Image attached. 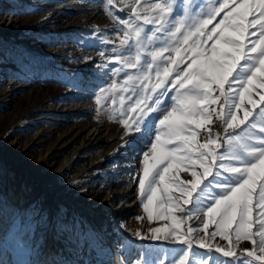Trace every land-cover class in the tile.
<instances>
[{
	"label": "rangeland",
	"instance_id": "1",
	"mask_svg": "<svg viewBox=\"0 0 264 264\" xmlns=\"http://www.w3.org/2000/svg\"><path fill=\"white\" fill-rule=\"evenodd\" d=\"M22 1L27 11L21 9L20 0H0V264H30L34 261L36 254L45 248L48 234L45 219L55 208L58 210L57 217L49 230L58 245L55 264H171L187 246L171 237L165 239L164 232L157 234L159 239L152 238V229L171 226L172 221L160 219L161 210L155 207L153 219L149 221L143 208L146 198L141 197L139 190L143 152L150 151L148 141L154 140V136L150 137L147 131L143 134L129 133L120 123L122 111L127 118V109L132 102L129 97L136 98L133 90L140 91L138 81L125 84L128 75L138 73L123 63L124 59H134L137 53L134 48L130 50L129 45L120 42L125 30L121 20L131 16L127 7L131 0H111V3L100 0L103 9L100 18L91 15L90 7L77 4L54 10L52 0ZM147 2L150 0H141V3ZM213 6H218V0H183V4L173 0L171 17H177L180 8L189 12L197 9L207 12ZM10 15L14 21L8 35L4 36L7 27L2 21ZM223 15L221 12L216 16L208 26L209 30ZM171 17L162 31H155L158 27L155 24L143 25L145 31L142 38L151 36L152 40H145L147 48L139 50L142 60L149 58L145 54L147 51L165 46L170 40L167 32L173 28ZM137 23L143 24L142 21ZM62 36L66 38L65 43L61 41ZM129 44H134V41L130 40ZM59 59H67L69 62L65 65L71 70L63 72L59 69L61 66H54V61ZM85 69H92L94 74L85 77ZM30 81L32 85L26 87L24 84ZM13 87L17 89L13 98H9L8 90ZM124 88L129 91H123ZM215 95H219L218 90ZM121 98L124 99L123 106ZM253 98L259 99L258 96ZM219 103H223V98ZM213 107L218 109L219 104ZM239 116L242 118L243 112ZM37 118L39 127L34 133L31 122ZM94 123L103 124L114 133L116 138L104 143L102 153L109 156L120 152V167L112 165L114 170H111L110 178L102 180V183L90 179L56 182L55 186L59 189L67 184L66 192L77 193V196L72 203H67L57 195L56 207H53V203L48 201L49 191L40 189L38 176L54 166L68 149L77 145L84 130ZM206 128L211 129L213 138H222L219 151L225 152L228 146L223 140L222 122L213 116L212 123ZM232 132L230 129L229 133ZM207 138V131L199 130L198 142L203 143ZM132 139L138 142L135 147L121 149V144ZM96 152L94 150L89 157L81 159L79 168H91ZM40 158L44 163L36 168ZM9 170L17 177L32 171L31 188L26 192L30 200L27 204L11 205L10 197L6 195ZM196 170L203 171L198 166ZM168 177L185 184L193 179L191 170L182 169L171 170ZM129 184L135 185V191L132 197H123L120 191ZM215 191L221 190L217 188ZM171 195L180 201V207L184 209L171 213L183 219L181 231L186 233L189 227L195 228L190 238L199 240L203 237L213 246L209 251L194 243L190 259L194 257L196 264H200L201 258L207 259L209 264H234L235 257H224L215 251L217 245L228 247V241L222 240L219 235L210 238L216 230L215 225H209L208 234L203 232L204 209H194L192 203L184 204L186 197L178 189H174ZM195 196L196 193L193 194ZM200 198L203 201L207 196L201 194ZM126 202L136 203L132 211H123ZM105 203L118 208V215L126 225L131 223L134 226L136 230L132 235L122 232L116 225L118 221L111 218L107 210L102 215H86L83 211L87 205L98 209ZM188 209H192L191 218H188ZM138 232L141 235H137ZM251 248L250 241H241L234 250L240 257L244 249Z\"/></svg>",
	"mask_w": 264,
	"mask_h": 264
},
{
	"label": "snow or ice",
	"instance_id": "2",
	"mask_svg": "<svg viewBox=\"0 0 264 264\" xmlns=\"http://www.w3.org/2000/svg\"><path fill=\"white\" fill-rule=\"evenodd\" d=\"M127 7L131 16L121 20L125 30L120 42L137 54L123 63L138 75H128L125 84L138 81L140 91L133 90L136 98L129 97L127 118L122 111L120 123L129 133L147 131L154 136L148 141L150 151L143 152L139 190L146 198L143 208L149 221L154 207L161 210L160 219L172 221L171 226L152 229V238L159 239L157 234L164 232L165 239L171 237L187 246L171 264H196L194 257L190 259L194 243L212 251V244L203 237L190 238L195 228L182 232L183 219L171 214L184 211L171 195L178 189L186 197L184 204L204 209L203 232L208 234L209 225H215L210 238L219 235L228 241L226 248L217 245L216 252L235 257L234 264H264V124L255 121L257 115L264 117V0H218V6L207 12L180 8L177 17H171L173 0H131ZM221 12L223 17L209 30ZM170 17V40L147 51L149 58L142 60L139 50L147 48L145 40H152L151 36L142 38L143 25L155 24V31H162ZM217 90L219 95H215ZM221 98L223 103H219ZM218 104V109L213 107ZM213 116L223 124L225 152L219 151L222 138H213L206 128ZM249 128L256 131L243 140L229 133ZM201 129L208 133L203 143L197 140ZM197 166L203 171L198 172ZM174 169L191 170L193 179L187 184L169 180L168 173ZM201 194L207 199L202 201ZM188 212L191 218L192 209ZM241 241H250L252 248L238 257L234 249ZM200 264L209 261L201 258Z\"/></svg>",
	"mask_w": 264,
	"mask_h": 264
},
{
	"label": "bare ground",
	"instance_id": "3",
	"mask_svg": "<svg viewBox=\"0 0 264 264\" xmlns=\"http://www.w3.org/2000/svg\"><path fill=\"white\" fill-rule=\"evenodd\" d=\"M20 6L23 11H27V6L25 2L20 0ZM50 2H53L54 10H58L59 8L65 7L69 4H77L80 7H90L91 9V15L93 17L97 16V18H100L103 15V9L100 4V0H52ZM60 10V9H59ZM96 18V17H95ZM14 18L13 16H8V18L3 20L2 22L7 27L6 31L3 33L4 36H7L9 33V28L12 27ZM15 39V38H10ZM61 41L65 43L66 38L61 37ZM69 61L67 59H59L54 61V66L60 67L63 72L65 70L70 71L71 67H66L65 63H68ZM69 65V64H68ZM72 65V63H71ZM74 66V65H72ZM92 69H85L83 70V75L85 77H91L93 75ZM26 87H30L32 85V82H27L24 84ZM16 87L9 88L8 90V96L9 98H13V95L16 91ZM38 119L34 120V122H31L32 129L34 130V133L38 131ZM114 133L111 132V130L103 124H97L94 123L90 127L86 128L84 130V133L81 136L80 142L68 149L66 154L57 162L54 166L49 167L46 171L40 174L38 176L40 178V189L49 191L48 193V201L53 203V207H56V196L59 195L62 197V200L67 203H72L74 198L77 196L76 194H72V192H66L68 188L67 184L66 186H61L60 189L55 186L56 182L64 181L65 179H68L69 182L76 180V179H85V180H92V181H99L102 183V180H106L110 178V175L112 174L111 170H114L115 168H119L118 166L121 163V156L120 152L111 154L109 156H106L102 153V148L105 146L106 141H111L115 139ZM131 141V142H130ZM126 141L123 144L120 145L121 149L124 147H135L138 142L135 140ZM96 150V155L93 157L94 159L92 167L89 168L88 166H84L83 168H79V161L81 159H86V157H89L92 154V151ZM11 161V160H10ZM44 163L43 158H40V161L35 166L36 168H40L41 165ZM13 165V164H12ZM114 165V166H112ZM111 171V172H110ZM26 172V171H25ZM114 173V172H113ZM116 173V172H115ZM37 176V175H35ZM32 171H27V174L24 176H14L12 172L9 170L7 172V179H8V185H7V194L10 198L11 205L14 206H21L23 204H27L30 202L27 191L31 188L30 183H32ZM36 177V178H38ZM116 183V181H115ZM87 188V187H85ZM135 191V185L131 186L125 185L124 189L120 191V193L123 195V197H132L133 192ZM94 194V192H92ZM91 194V195H92ZM111 197V196H110ZM59 198V197H58ZM113 198V196H112ZM136 206L135 202H132L131 204L126 202V208L123 209V211H132L133 208ZM122 207V206H120ZM108 211L111 213V218L115 219L117 222V227L126 234H133V232L136 230L134 226L129 223L126 225L124 219H122L118 215V208L111 207L110 204H102L98 207V209H93L90 206H86L83 211L86 215H102V212ZM57 208L51 213L50 217H46L45 219V231H47V239L45 243L44 250H40L38 254H36V257L33 262L30 264H55V256L57 255V248L58 245H56V242L54 241L53 236L50 234V226L54 223L56 220V212ZM123 213V212H122ZM127 217V216H126Z\"/></svg>",
	"mask_w": 264,
	"mask_h": 264
},
{
	"label": "crops",
	"instance_id": "4",
	"mask_svg": "<svg viewBox=\"0 0 264 264\" xmlns=\"http://www.w3.org/2000/svg\"><path fill=\"white\" fill-rule=\"evenodd\" d=\"M257 124H264V117H260L258 116V119H256ZM244 128V127H243ZM256 130L254 129H247L246 131H241V129H237L235 130V132L230 133V134H234V135H240L242 137V140L244 137H246L248 135L249 132H255ZM254 142V141H253ZM228 148V147H227ZM234 163V162H233Z\"/></svg>",
	"mask_w": 264,
	"mask_h": 264
}]
</instances>
